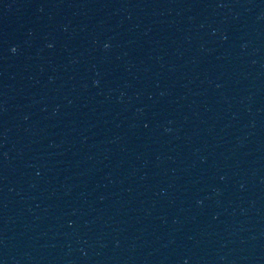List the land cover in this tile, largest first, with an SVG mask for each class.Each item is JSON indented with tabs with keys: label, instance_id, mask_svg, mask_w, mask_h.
<instances>
[{
	"label": "water",
	"instance_id": "1",
	"mask_svg": "<svg viewBox=\"0 0 264 264\" xmlns=\"http://www.w3.org/2000/svg\"><path fill=\"white\" fill-rule=\"evenodd\" d=\"M0 264H264V0H0Z\"/></svg>",
	"mask_w": 264,
	"mask_h": 264
}]
</instances>
